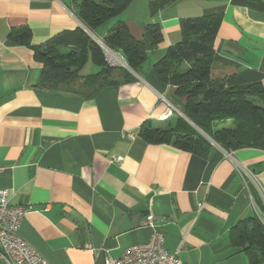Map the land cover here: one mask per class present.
<instances>
[{
    "label": "crops",
    "instance_id": "1",
    "mask_svg": "<svg viewBox=\"0 0 264 264\" xmlns=\"http://www.w3.org/2000/svg\"><path fill=\"white\" fill-rule=\"evenodd\" d=\"M151 1L133 0L110 21H124L137 39L145 23L160 24L163 40L142 75L79 96L39 88L32 51L7 38L27 26L37 45L81 26L71 0H0V189L10 204L31 206L19 234L48 264H104L153 229L181 264H248L228 231L255 214L250 189L258 192L243 174L264 189V150L213 144L201 157L146 143L137 130L183 115V102L150 70L180 40L182 17L219 14L212 76L245 72L264 86V0H179L153 16Z\"/></svg>",
    "mask_w": 264,
    "mask_h": 264
},
{
    "label": "trees",
    "instance_id": "2",
    "mask_svg": "<svg viewBox=\"0 0 264 264\" xmlns=\"http://www.w3.org/2000/svg\"><path fill=\"white\" fill-rule=\"evenodd\" d=\"M132 1L71 0L81 26L62 30L37 45H30L31 31L27 26L11 29L7 38L32 51L33 59L41 66L39 88L91 96L101 88L136 80L126 67L106 62L101 44L121 53L128 68L142 75L144 64L163 40L158 22L145 23L139 39L130 33L124 21L110 24ZM178 1H151L149 13L153 16ZM220 21L219 14L180 18V40L169 45L151 64L153 75L170 86L183 102L182 114L186 119L178 115L162 126L144 121L137 135L146 143L168 144L201 157L210 154L213 144L227 152L242 148L264 150V104L253 102H264V86L245 72L211 74L213 42ZM102 30L106 31L101 34ZM87 62L96 70L81 74ZM250 192L262 206L259 196L251 189ZM228 236L233 247L245 253L248 264L264 262V225L255 214L232 225Z\"/></svg>",
    "mask_w": 264,
    "mask_h": 264
},
{
    "label": "built area",
    "instance_id": "3",
    "mask_svg": "<svg viewBox=\"0 0 264 264\" xmlns=\"http://www.w3.org/2000/svg\"><path fill=\"white\" fill-rule=\"evenodd\" d=\"M106 62L110 66L127 68L124 57L118 51H113L101 44ZM162 100H164L162 98ZM170 107L160 117L165 118L171 112ZM132 139V134L126 135ZM1 170V169H0ZM244 176L251 179L256 187L261 205L252 199L255 215L264 225V189L260 182L244 170ZM247 187V185H245ZM251 197V196H250ZM31 206L12 205L7 199V190L0 189V258L4 264H48L43 254L19 234L20 223ZM153 216H146L148 224ZM90 248V245H85ZM104 264H181L177 253L169 252L164 246V237L159 229H153L144 243L126 247L119 257L106 255Z\"/></svg>",
    "mask_w": 264,
    "mask_h": 264
},
{
    "label": "rangeland",
    "instance_id": "4",
    "mask_svg": "<svg viewBox=\"0 0 264 264\" xmlns=\"http://www.w3.org/2000/svg\"><path fill=\"white\" fill-rule=\"evenodd\" d=\"M102 29V28H101ZM89 33V32H88ZM99 31L96 32V36L99 37ZM90 35V34H89ZM93 38V36H92ZM96 40V37L94 38ZM131 73L134 74V72H132L129 68H127ZM96 70V68L94 67L93 64H91V62H87L86 65L83 67V69L81 70V74H88L90 72H94ZM253 102L256 104H264V102L261 99H253Z\"/></svg>",
    "mask_w": 264,
    "mask_h": 264
},
{
    "label": "water",
    "instance_id": "5",
    "mask_svg": "<svg viewBox=\"0 0 264 264\" xmlns=\"http://www.w3.org/2000/svg\"><path fill=\"white\" fill-rule=\"evenodd\" d=\"M87 31V30H86ZM88 32V31H87ZM90 34V33H89ZM91 35V34H90ZM92 36V35H91ZM93 38H95L94 36H93ZM96 41L98 42V43H100V41L98 40V39H96ZM127 68H128V66H127ZM184 119H186L185 118V116L184 115H181Z\"/></svg>",
    "mask_w": 264,
    "mask_h": 264
}]
</instances>
